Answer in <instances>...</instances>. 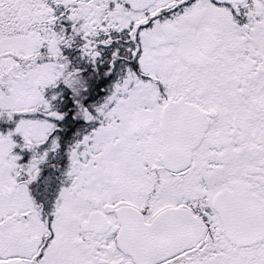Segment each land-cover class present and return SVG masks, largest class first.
<instances>
[{"label":"snow or ice","instance_id":"snow-or-ice-1","mask_svg":"<svg viewBox=\"0 0 264 264\" xmlns=\"http://www.w3.org/2000/svg\"><path fill=\"white\" fill-rule=\"evenodd\" d=\"M0 264H264V0H0Z\"/></svg>","mask_w":264,"mask_h":264}]
</instances>
